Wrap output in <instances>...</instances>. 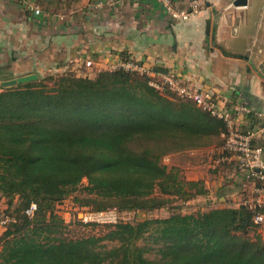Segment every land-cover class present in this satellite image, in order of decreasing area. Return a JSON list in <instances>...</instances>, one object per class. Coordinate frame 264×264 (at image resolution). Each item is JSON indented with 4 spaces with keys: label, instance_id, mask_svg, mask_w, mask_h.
Wrapping results in <instances>:
<instances>
[{
    "label": "trees",
    "instance_id": "1",
    "mask_svg": "<svg viewBox=\"0 0 264 264\" xmlns=\"http://www.w3.org/2000/svg\"><path fill=\"white\" fill-rule=\"evenodd\" d=\"M75 1L37 5L57 11ZM149 80L106 70L96 78L70 72L0 86V215L16 220L0 238V264H264V237H250L259 226L243 206L121 220L102 236L62 237L56 207L69 199L79 211L116 209L124 216L208 195L203 180L181 176L163 159L220 150L225 124L171 92L165 93L178 102L168 100ZM214 170H233L243 193L245 176L235 163ZM33 203L38 211L30 219L25 211ZM150 239L155 247L141 245Z\"/></svg>",
    "mask_w": 264,
    "mask_h": 264
},
{
    "label": "crops",
    "instance_id": "2",
    "mask_svg": "<svg viewBox=\"0 0 264 264\" xmlns=\"http://www.w3.org/2000/svg\"><path fill=\"white\" fill-rule=\"evenodd\" d=\"M170 1L185 10L191 0ZM234 2L206 0L200 15L175 21L159 0H77L70 8L42 7L40 13L29 10L38 0H0V86L31 74L64 73L67 65L85 71L90 60L107 69L118 55L128 54L161 75L175 74L213 93L223 106L244 102L252 114L242 129L256 132L255 144L264 148V0L239 7ZM218 152L188 153L207 154L208 172L221 174L201 179L208 194L236 206L241 177L235 169L224 175L214 170Z\"/></svg>",
    "mask_w": 264,
    "mask_h": 264
},
{
    "label": "built area",
    "instance_id": "3",
    "mask_svg": "<svg viewBox=\"0 0 264 264\" xmlns=\"http://www.w3.org/2000/svg\"><path fill=\"white\" fill-rule=\"evenodd\" d=\"M163 3L167 14L175 21H186L192 16H198L206 8V0H191L185 10L176 9L170 0H159ZM29 10L40 13V7L29 6ZM88 68L95 67L93 61H87ZM100 71L99 68H94ZM108 70H123L137 73L150 78L149 85L161 93L171 92L177 97L193 102L199 109L223 121L225 131L222 137L225 140L223 147L216 153L219 157L216 164L235 163L237 169L245 176L243 193L236 206H243L253 212L252 221L256 226L264 225V148L256 145L257 133L251 130L244 131L242 124L246 123L252 114V109L240 100L231 101L224 106L215 99L213 93L199 90L192 84H184L175 74L161 75L154 66L136 60L132 57L117 58L109 64ZM38 211V206L33 203L25 214L33 219ZM80 220L85 225L114 226L125 220L116 209L105 211H80ZM14 217L0 215V232L14 223Z\"/></svg>",
    "mask_w": 264,
    "mask_h": 264
},
{
    "label": "rangeland",
    "instance_id": "4",
    "mask_svg": "<svg viewBox=\"0 0 264 264\" xmlns=\"http://www.w3.org/2000/svg\"><path fill=\"white\" fill-rule=\"evenodd\" d=\"M111 64V63H110ZM87 67V66H86ZM109 67V66H108ZM95 67L87 68V70L82 71L78 67L74 65H67L64 67V73H70L73 72L77 76L81 77H91L96 78L97 75L102 72L106 71L107 69H99L100 71H97ZM81 72H84L85 74H82ZM81 73V74H80ZM44 76L43 78H45ZM49 86H52V83H48ZM162 96L168 98V100H173L174 102H178L177 98L175 96H172L171 94L164 93ZM164 165L168 166L169 168L177 167L179 170H181V176H186L188 179L190 176H197L200 180L202 178H205L206 180L209 178L212 179H218V177L221 176V174L217 173H209L208 164H207V154L204 153H180V154H172L169 156H166L163 159ZM222 175H224L222 173ZM213 183H209V187H212ZM216 185V183H215ZM156 195H161L159 190L157 189ZM209 195V196H208ZM207 196H200L188 203H183L182 201H176L172 205H170L167 208L152 211V212H141L139 215H137L134 212H130L124 215L125 221H144L146 219H166L171 216L172 212H181L183 214H196L198 212H207L213 208H224V207H233L235 208V205L229 206V205H223L222 202H220V198L218 196H215L214 194H208ZM6 203L5 201H2L0 204V210L6 209ZM170 207L175 208L174 210L169 209ZM56 210L58 211V215L63 219V228H62V237H68L70 239L73 238H80V237H88V236H102L107 232V227L103 225H85L79 221L80 217V211L74 207L72 199H69L65 202H62L61 204H58L56 207ZM15 218V217H14ZM258 231H252L250 232V237L255 238L257 234H260L262 237H264V225L259 226ZM5 231L0 232V238L3 236V233ZM141 245L149 244L151 246H156L157 244H154V240L150 239L145 242H141ZM2 250V243L0 242V251ZM154 257V256H151Z\"/></svg>",
    "mask_w": 264,
    "mask_h": 264
},
{
    "label": "water",
    "instance_id": "5",
    "mask_svg": "<svg viewBox=\"0 0 264 264\" xmlns=\"http://www.w3.org/2000/svg\"><path fill=\"white\" fill-rule=\"evenodd\" d=\"M248 5V0H235L234 2V6H246ZM261 76L264 77V75L261 74ZM39 79V76L36 74H31V75H27V76H22V77H18L12 80H8V81H4L2 83V86L4 88H9V87H13L19 84H26L29 82H33V81H37Z\"/></svg>",
    "mask_w": 264,
    "mask_h": 264
}]
</instances>
